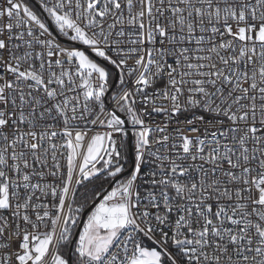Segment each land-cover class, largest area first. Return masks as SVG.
<instances>
[{"label": "built area", "instance_id": "1", "mask_svg": "<svg viewBox=\"0 0 264 264\" xmlns=\"http://www.w3.org/2000/svg\"><path fill=\"white\" fill-rule=\"evenodd\" d=\"M32 1L48 18L0 0V264H53L130 136L103 199L121 210L99 215L129 223L83 264H134L145 240L174 264H264V0Z\"/></svg>", "mask_w": 264, "mask_h": 264}, {"label": "rangeland", "instance_id": "2", "mask_svg": "<svg viewBox=\"0 0 264 264\" xmlns=\"http://www.w3.org/2000/svg\"><path fill=\"white\" fill-rule=\"evenodd\" d=\"M74 56L77 58L81 69H95L103 76L106 75V70L97 61L93 60L89 53L85 51L73 52ZM98 59H101L103 55L101 53H95ZM103 145V139L101 136L97 135L93 138L91 147L88 152V160L95 161L100 157L101 149ZM119 169H114L113 174L118 173ZM123 185L115 187L109 197H114L116 192L119 191ZM264 199V196H263ZM103 201L92 211L88 220L86 221L82 231L80 232L78 238V250L81 252L82 256L88 258L89 260H98L101 258L113 245L117 235L122 229L125 228L128 222V214L125 212L126 223L115 222L110 218V224L105 225L100 219L99 215L104 207ZM1 206H5L3 202ZM43 255V254H42ZM53 264H69L61 253H59L54 260ZM134 264H174L173 261L168 257L164 250L153 243L144 241L140 250V259Z\"/></svg>", "mask_w": 264, "mask_h": 264}, {"label": "trees", "instance_id": "3", "mask_svg": "<svg viewBox=\"0 0 264 264\" xmlns=\"http://www.w3.org/2000/svg\"><path fill=\"white\" fill-rule=\"evenodd\" d=\"M25 1L35 9L37 14L42 19L48 18L47 13L45 12V10H43V8H41V6L37 5L32 0H25ZM91 58L93 60L97 61L102 67H104L107 74H109L110 82L113 85V83L115 81L114 71L111 68L106 67L100 61H98L97 58L96 59H94L93 57H91ZM116 91L117 90L113 91L110 94V96H112ZM1 148H2V145L0 142V154H1ZM121 152H122V155L126 159V164H125V167L123 169H119L120 171L116 174H113V171H114V169H118V168H111L107 172H104V173L99 174V175L94 174L90 178L84 179L82 184H81L80 190L76 196L75 203H74L75 211L78 214V224H77L76 229L70 231L66 235V238L64 239V242L61 245V248L59 251V253H61L63 255V257L66 259V261L68 263H69L70 248H71V245L74 241V238H75V236L79 230L80 221H81L82 216L85 213V211H87L91 207L92 204L97 202V199L99 196H101V195H103L104 197L108 196L110 194V192L115 187L123 185L125 183V181L128 179V177L123 178L117 185H115L113 187V189L108 194H106L107 189L112 184L113 180L116 177H118L119 175L128 171L131 167V160H130V155H129V141L128 140L124 143ZM103 165L104 164H101L99 168H101ZM101 202H99L97 204V206ZM90 214L87 216L86 221L88 220ZM86 221H85V223H86ZM85 223H84V225H85ZM73 259H74V264H83L84 261L89 260L85 256L83 257L81 252L78 250V241L76 242V245H75V249H74V253H73Z\"/></svg>", "mask_w": 264, "mask_h": 264}, {"label": "water", "instance_id": "4", "mask_svg": "<svg viewBox=\"0 0 264 264\" xmlns=\"http://www.w3.org/2000/svg\"><path fill=\"white\" fill-rule=\"evenodd\" d=\"M51 28H52V26H51ZM117 81H118V77L115 80L114 86H116ZM129 155H130V160H131V164H132L131 168L113 180L112 184L108 187L106 194H108L113 189V187L115 185H117L123 178L129 176L133 170L134 156H133V150H132V136L129 137ZM103 199H104L103 195L99 196L97 199V202L92 204L91 207L87 211H85V213L83 214L82 219L80 221L79 230H78V232L74 238V241L71 245V248H70L69 264H74L73 253H74L75 245H76V242L78 241L80 232L82 231V228L84 226V223L86 221L87 216L96 208L97 204L99 202H101Z\"/></svg>", "mask_w": 264, "mask_h": 264}, {"label": "crops", "instance_id": "5", "mask_svg": "<svg viewBox=\"0 0 264 264\" xmlns=\"http://www.w3.org/2000/svg\"><path fill=\"white\" fill-rule=\"evenodd\" d=\"M118 192H119V191L116 192V195H115L114 197L117 196ZM114 197H112V198H114ZM107 198H111V197L107 196ZM104 202H105V200H103V204H104ZM96 207H97V206H96ZM104 207H107L106 204L104 205ZM117 209H118V210H121L120 208H112V209H111V208H109V207H107V209H103V210H109L110 212H112V211L117 210ZM103 210H102V211H103ZM122 210L125 211V212L127 211L125 207L122 208ZM126 222H127V220H125L124 222H121V223H126ZM128 223H129V220H128L127 224H128ZM126 226H127V225H126ZM126 226H125V227H126ZM120 233H121V231L119 232V234H120ZM119 234H118V235H119ZM118 235H117V237H118ZM99 259H100V258H99ZM99 259H98V260H99Z\"/></svg>", "mask_w": 264, "mask_h": 264}, {"label": "flooded vegetation", "instance_id": "6", "mask_svg": "<svg viewBox=\"0 0 264 264\" xmlns=\"http://www.w3.org/2000/svg\"><path fill=\"white\" fill-rule=\"evenodd\" d=\"M105 198V197H104Z\"/></svg>", "mask_w": 264, "mask_h": 264}]
</instances>
